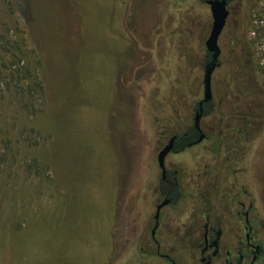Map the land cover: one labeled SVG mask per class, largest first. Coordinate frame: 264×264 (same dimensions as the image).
I'll use <instances>...</instances> for the list:
<instances>
[{
  "label": "rangeland",
  "instance_id": "1",
  "mask_svg": "<svg viewBox=\"0 0 264 264\" xmlns=\"http://www.w3.org/2000/svg\"><path fill=\"white\" fill-rule=\"evenodd\" d=\"M228 8L214 103L244 77L264 103V0ZM209 18L200 0H0V264H166L138 240L156 179L142 137L155 108L202 97Z\"/></svg>",
  "mask_w": 264,
  "mask_h": 264
},
{
  "label": "flooded vegetation",
  "instance_id": "2",
  "mask_svg": "<svg viewBox=\"0 0 264 264\" xmlns=\"http://www.w3.org/2000/svg\"><path fill=\"white\" fill-rule=\"evenodd\" d=\"M200 1L209 9L208 0ZM225 1L227 21L228 6L236 0ZM226 21L217 40L220 54L213 72L220 66L222 44L232 36V26L224 32ZM209 22L210 32L211 13ZM210 59L206 50L203 72ZM241 80L237 95L215 102L224 109L217 117L211 76L212 98L202 104L197 127L202 80L201 98L173 99L166 104L165 114L161 106L155 108L159 116L150 112L157 129L153 136L142 137V143L151 149L156 179L150 183L151 223L138 235L143 253L166 264H264V208L256 205L249 178L255 141L264 127V103L254 98L246 77ZM168 144L162 170L158 155ZM189 152L191 159L185 161ZM185 200L188 206L178 218V210L172 207Z\"/></svg>",
  "mask_w": 264,
  "mask_h": 264
},
{
  "label": "water",
  "instance_id": "3",
  "mask_svg": "<svg viewBox=\"0 0 264 264\" xmlns=\"http://www.w3.org/2000/svg\"><path fill=\"white\" fill-rule=\"evenodd\" d=\"M207 4L209 5V10L212 17V25L209 35L205 40V48L209 53H211V59L204 67L203 79H202L203 97L199 102V111L197 113V116L195 117L196 127L198 125L202 104L210 101L212 98L211 76L216 66L218 56L220 54V49L218 47L217 40L224 27L226 17L228 14L225 0H208ZM169 150H170V144L164 147V149L158 155L159 165L162 168V170H164V165H163L164 156L169 152ZM155 219H157V214L155 215Z\"/></svg>",
  "mask_w": 264,
  "mask_h": 264
},
{
  "label": "trees",
  "instance_id": "4",
  "mask_svg": "<svg viewBox=\"0 0 264 264\" xmlns=\"http://www.w3.org/2000/svg\"><path fill=\"white\" fill-rule=\"evenodd\" d=\"M262 15L264 16V12L262 13ZM263 31H264V28H263ZM11 49H12V47H11ZM264 57V56H263ZM260 69H261V72L263 73V75H264V60H263V64H262V66L260 67Z\"/></svg>",
  "mask_w": 264,
  "mask_h": 264
}]
</instances>
